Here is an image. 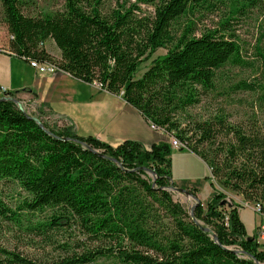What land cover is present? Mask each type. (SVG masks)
I'll return each mask as SVG.
<instances>
[{"label": "trees", "instance_id": "obj_1", "mask_svg": "<svg viewBox=\"0 0 264 264\" xmlns=\"http://www.w3.org/2000/svg\"><path fill=\"white\" fill-rule=\"evenodd\" d=\"M128 1L105 10V0H64L63 9L29 16L21 0H0L10 33L4 49L29 62L55 63L75 78L122 94L149 123L206 163L214 194L206 207L195 206L193 218L169 190L176 185L169 142L147 148L125 140L113 146L37 115L45 129L15 101L0 100V186L15 183L27 192L23 211H51L31 226L37 236L51 241L70 232L60 245L65 254L51 261L0 247V264H264V243L248 233L239 212L244 203L264 211L262 131L223 115L187 119V109L215 87L218 70L249 65L234 33H220L232 16L221 22L222 29L199 36L193 21L181 35L172 30L182 16L214 12L226 0H139L154 7L149 14ZM239 1L233 11L249 8V0ZM49 40L60 49L58 60L46 48ZM161 47L167 53L136 77ZM237 88L257 89L248 82ZM215 183L244 203L228 200ZM0 216L21 219L1 190Z\"/></svg>", "mask_w": 264, "mask_h": 264}, {"label": "rangeland", "instance_id": "obj_2", "mask_svg": "<svg viewBox=\"0 0 264 264\" xmlns=\"http://www.w3.org/2000/svg\"><path fill=\"white\" fill-rule=\"evenodd\" d=\"M125 0H105L104 9L117 7ZM243 1L240 0L239 3ZM139 3V0H129L127 5ZM236 0H226L220 4L218 10L214 12L204 11L189 13L184 15L172 24L174 33L181 35L193 21L196 35H201L208 29H222L221 22L225 18L232 16L226 31H221L229 36L234 33L242 46V55L249 61L248 66H235L227 64L217 71V80L215 87L209 91L203 92L201 103L187 109V119H210L216 115H223L232 123L243 124L244 126H257L264 135V0H249V8L241 11H233ZM22 9L26 15L39 16L46 13L56 12L64 7V0H21ZM142 13L149 14L154 11V7L148 3H139ZM10 42V33L6 24L3 8L0 2V46L8 48ZM47 48L57 60L59 59L60 49L52 40L47 42ZM168 51V48L161 47L148 60H145L139 67L136 77L142 74L152 65L153 60L162 57ZM241 82H248L257 87L256 90H240L237 85ZM29 113L33 114L30 108ZM50 125L56 128H63V123L53 120ZM174 138L171 137V141ZM172 146V145H171ZM172 174L175 186L186 188L189 191L196 192L204 207L214 194L211 186V180L207 179L210 170L206 163L186 148L172 147ZM151 176V172H149ZM218 190L227 194L228 200H235L238 203H244L242 196L225 189L218 183H215ZM2 198L13 210L20 212V223L3 219L0 216V247L14 249L40 261H51L64 253L60 246L66 240L68 233L56 235L49 241L48 239L37 236L36 231L31 228L33 224L42 220L50 214V210L30 213L23 211L20 207L28 196L18 184L8 183L0 186ZM175 201L180 202L191 212L195 207L197 200L190 194L180 192L172 187L169 188ZM239 208L241 218L245 222L248 233L253 235L263 234V225L259 223L264 218V213H258L254 209V203H244ZM263 217V218H262ZM75 236L82 238L76 231ZM264 243V242H262ZM77 245L75 244L74 247Z\"/></svg>", "mask_w": 264, "mask_h": 264}, {"label": "crops", "instance_id": "obj_3", "mask_svg": "<svg viewBox=\"0 0 264 264\" xmlns=\"http://www.w3.org/2000/svg\"><path fill=\"white\" fill-rule=\"evenodd\" d=\"M4 48L0 46V87H6L7 95L20 99L34 115L47 122L59 121L79 135H92L113 146L125 140L139 141L147 148L170 142L171 137L153 129L122 94L110 93L65 71L40 73L29 61ZM0 95L6 94L0 91ZM260 224L264 227V218Z\"/></svg>", "mask_w": 264, "mask_h": 264}, {"label": "built area", "instance_id": "obj_4", "mask_svg": "<svg viewBox=\"0 0 264 264\" xmlns=\"http://www.w3.org/2000/svg\"><path fill=\"white\" fill-rule=\"evenodd\" d=\"M30 64H31L32 67H34L40 73H50V74H52V73H56L58 71H61L59 69V67L55 63H41V62H38V61L33 60V61L30 62ZM94 84L101 88V85L100 84H98V83H94ZM0 91L2 93L6 94V95L8 94V89L6 87H3V86L0 87ZM24 107H25V109L27 111V107L25 105H24ZM150 125H151V127L153 129H158V127L155 124L150 123ZM171 145L174 148H181L182 147L181 144H175L174 141H171ZM254 209L258 213H262V214L264 213V211H263V209H262V207H261L260 204L254 205Z\"/></svg>", "mask_w": 264, "mask_h": 264}, {"label": "water", "instance_id": "obj_5", "mask_svg": "<svg viewBox=\"0 0 264 264\" xmlns=\"http://www.w3.org/2000/svg\"><path fill=\"white\" fill-rule=\"evenodd\" d=\"M0 100H13V101H15V103L18 105L20 110H22V111L26 112L27 114H29L30 118L34 119L37 123H39L41 125V127L46 129L45 125L43 124V122L41 121V119L37 115H32V114H30L29 112L26 111V109L24 107V104H23V102L20 99L14 97V96H10V95H4V96L0 97ZM171 187L176 189V190H178V191H180V192H185V193H188V194L192 195L197 200V203L195 204V206L198 205L201 202L200 199L196 195H193L188 189L182 188V187H177V186H171ZM194 208L190 212V214H191V216L193 218L195 217L194 216ZM204 229L209 231V232H211V233H213L214 238L216 240H218L217 235L214 233V231L211 228L204 227Z\"/></svg>", "mask_w": 264, "mask_h": 264}, {"label": "bare ground", "instance_id": "obj_6", "mask_svg": "<svg viewBox=\"0 0 264 264\" xmlns=\"http://www.w3.org/2000/svg\"><path fill=\"white\" fill-rule=\"evenodd\" d=\"M174 142H175V144H181L179 141H177V140H173ZM182 146V145H181Z\"/></svg>", "mask_w": 264, "mask_h": 264}]
</instances>
